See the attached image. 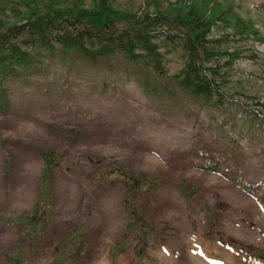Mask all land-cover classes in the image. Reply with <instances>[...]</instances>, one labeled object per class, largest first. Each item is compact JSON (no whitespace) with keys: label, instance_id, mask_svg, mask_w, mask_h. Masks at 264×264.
<instances>
[{"label":"rangeland","instance_id":"374dc122","mask_svg":"<svg viewBox=\"0 0 264 264\" xmlns=\"http://www.w3.org/2000/svg\"><path fill=\"white\" fill-rule=\"evenodd\" d=\"M97 1L0 0V31ZM109 4L117 15L191 10L212 20L207 38L230 53L219 60L222 96L178 86L186 54L177 39L156 38L158 70L121 53L91 62L59 44L26 48L35 61L7 80L12 109L0 114V264L16 256L20 264H264V0ZM237 19L253 31L235 33ZM35 148L57 159L45 226L30 236L13 222L37 199L43 162ZM120 170L155 185L126 193ZM123 199L151 227L142 255L135 228L124 231Z\"/></svg>","mask_w":264,"mask_h":264},{"label":"trees","instance_id":"16d2710c","mask_svg":"<svg viewBox=\"0 0 264 264\" xmlns=\"http://www.w3.org/2000/svg\"><path fill=\"white\" fill-rule=\"evenodd\" d=\"M109 1L98 0L90 10L56 11L45 20L27 22L0 31V114H8L12 109L7 80L26 74L35 61L26 48L52 51L53 45L59 44L64 48L77 50L91 62H95L98 57L121 53L129 61L141 60L158 70L161 68L162 56L155 40L159 36H164L170 41L179 40L186 54L183 68L177 76L178 86L193 96L219 101L222 96L219 60L223 55L230 53L213 46L212 43L219 40L207 38L212 20L191 10L183 14L177 12L174 16L147 13L117 15ZM231 26L240 36H246L247 32L253 31L250 23L239 19ZM231 60L232 55L222 64L229 65ZM150 86L147 81H143L145 89L148 90ZM35 150L43 162L36 186L37 199L29 211L19 214L13 222L21 225L25 234L30 236L37 230L42 231L45 226L46 205L49 204L47 182L51 178L53 163L57 159L52 151L40 148ZM3 152L7 157L8 151L3 149ZM208 169L216 171L215 166ZM120 173L126 193L134 194L140 188L155 185V180L148 175H132L123 170H120ZM178 191L183 197L188 196L184 182H180ZM122 206L129 213L124 231L132 226L135 228L139 236V242L135 246L136 254L142 255L151 227L142 210L126 199L122 200ZM205 209L209 211L208 208ZM80 249L81 245H77L71 255L72 261L76 259ZM17 257H14L13 264H20ZM253 257L258 261L262 260L259 253Z\"/></svg>","mask_w":264,"mask_h":264}]
</instances>
